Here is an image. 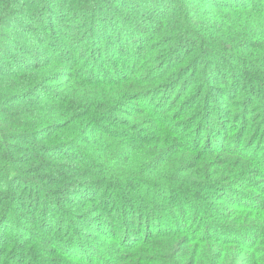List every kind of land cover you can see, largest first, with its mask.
Instances as JSON below:
<instances>
[{
  "label": "trees",
  "instance_id": "trees-1",
  "mask_svg": "<svg viewBox=\"0 0 264 264\" xmlns=\"http://www.w3.org/2000/svg\"><path fill=\"white\" fill-rule=\"evenodd\" d=\"M0 264H264V0H0Z\"/></svg>",
  "mask_w": 264,
  "mask_h": 264
}]
</instances>
